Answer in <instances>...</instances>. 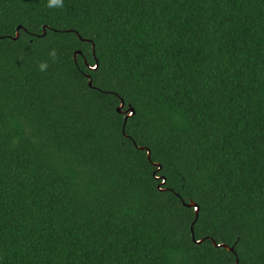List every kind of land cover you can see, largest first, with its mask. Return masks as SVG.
Listing matches in <instances>:
<instances>
[{
	"label": "trees",
	"instance_id": "obj_1",
	"mask_svg": "<svg viewBox=\"0 0 264 264\" xmlns=\"http://www.w3.org/2000/svg\"><path fill=\"white\" fill-rule=\"evenodd\" d=\"M48 2L0 0V264H264V0Z\"/></svg>",
	"mask_w": 264,
	"mask_h": 264
},
{
	"label": "water",
	"instance_id": "obj_2",
	"mask_svg": "<svg viewBox=\"0 0 264 264\" xmlns=\"http://www.w3.org/2000/svg\"><path fill=\"white\" fill-rule=\"evenodd\" d=\"M22 29H23V27H21V26L18 27V29H17V30H18V31H17V36H16V38H14V40H17V39L20 38V31H21ZM44 30H45V31H44L43 36L46 35V33H47V28L44 27ZM78 36H79V35H78ZM79 38H80L81 40H83L81 36H79ZM83 41H84V42H91V41H87V40H83ZM93 47H94V53H95V45H94V44H93ZM79 55H82V52H81V51L76 52V54H75V59H76V60H77V57H78ZM98 66H99V64L97 63V67L92 68V70H93V71L97 70V69H98ZM87 78L89 79V86H90L91 88H93V80H92V77H91L90 75H87ZM125 107H126V103H125L124 100H122V101H121V106L117 109V112L120 113V114H124V115H125V124H126L127 121H128V119L131 118V117H133V116L136 114V111H135V109H134L131 105H129V107H128L127 110H124ZM141 149H142L143 151H147V152H148V158H149V160L151 161V151L148 150L147 148H141ZM155 166L158 167L159 170L162 169V166H161L160 164H155ZM158 179L163 181L162 184H161V186L166 185V181H167V180H166L165 177H159ZM161 186L159 187V189H160L161 191H163L162 188H161ZM183 204H184L185 206L189 207V208H194V209L196 210L197 218H196V221H195V222L193 223V225H192V229H191V231H192V235H193V241H194L197 245H201L205 240L197 241V240H196V237H195V230H194V226L196 225V223H197V221H198V218H199L200 209H199L198 205L195 204V203H190L189 205H187L185 202H183ZM212 241H213V243H214V246L217 247V248H224V249H228L229 251H231V252H233V253L235 252V247H229V246H227V245H222V244L219 245L216 241H214V240H212ZM236 264H240V260H239V259L237 260Z\"/></svg>",
	"mask_w": 264,
	"mask_h": 264
},
{
	"label": "clouds",
	"instance_id": "obj_3",
	"mask_svg": "<svg viewBox=\"0 0 264 264\" xmlns=\"http://www.w3.org/2000/svg\"><path fill=\"white\" fill-rule=\"evenodd\" d=\"M53 6L63 7V0H49L48 7H53ZM48 55L52 60V62L54 63L57 59L56 50L55 49L50 50ZM48 67H49L48 61H42L38 65V69L41 72L47 71Z\"/></svg>",
	"mask_w": 264,
	"mask_h": 264
}]
</instances>
